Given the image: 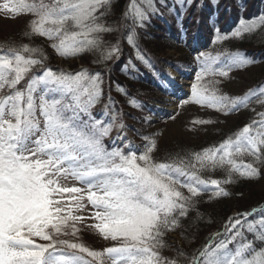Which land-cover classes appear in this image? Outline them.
<instances>
[{
  "label": "snow or ice",
  "instance_id": "6c2138e0",
  "mask_svg": "<svg viewBox=\"0 0 264 264\" xmlns=\"http://www.w3.org/2000/svg\"><path fill=\"white\" fill-rule=\"evenodd\" d=\"M177 2L184 4L185 0ZM192 2L187 0L188 4ZM159 4L167 7L165 0H159ZM110 7L111 0H5L0 3V11L34 17L29 21L30 30L25 31V37L56 41L51 47L66 57L100 52L102 60L94 63L119 54V41L110 48H105L103 41L105 33L118 30L102 22ZM124 15L132 21L131 25H124L131 28L128 43L137 48V58L151 67L136 45L135 28L144 27L150 15H163L157 0H140L139 4L131 0ZM260 26H264V17L242 24L233 36L252 33ZM34 55L40 58H33ZM45 59L42 48L27 44L8 48L0 54V88L7 83L14 90L11 95L0 97V264H105V255L111 264H179L178 259L160 255L164 234L179 227V219L187 215L194 198L210 186L216 189L213 197L228 196L230 193L221 185L233 182V173L246 178L260 175L252 163L237 164L233 157L248 154L264 164V113H260L259 121L237 132L235 140L228 138L218 148H206L185 157L176 154L168 158L170 163H157L151 156L155 140L149 141L139 155L131 148L125 153L121 147L109 150L104 145L113 123L97 120L91 111L101 97L100 73L90 76L87 69H81L75 74L63 71L57 74L44 68ZM210 59L203 53L197 56L201 67L197 83L191 86V97L197 103L204 102L199 82L209 72ZM226 61L229 67L253 62L231 53ZM37 66L39 74L34 73L23 89H17ZM219 75L226 77L228 72L221 71ZM38 90L39 105L35 96ZM50 94L53 98L48 99ZM56 95L60 98H55ZM249 98L246 94L225 105L222 102L233 98L220 96L214 99V104L232 111L246 105ZM129 102L140 107L134 100ZM259 103L264 104V100ZM108 107L111 105H105ZM37 109L44 117L43 126L36 117ZM111 119L114 122L115 116ZM253 125L258 127L253 129ZM217 169L224 170L227 178L205 180L199 174ZM69 177L84 183L86 189L61 186L60 179ZM179 188H186L189 195H184ZM85 192L96 209L94 218L98 223L93 227L104 239L120 241L118 246L94 251L82 243L60 238L79 231L77 223L84 218L73 212L85 208L82 203ZM65 194L71 197L70 202L63 199ZM246 223L244 231L252 234L251 240L239 230L240 219L233 218L227 229L231 232L229 240L198 249L190 264H264V216ZM228 243H234V248H228Z\"/></svg>",
  "mask_w": 264,
  "mask_h": 264
},
{
  "label": "trees",
  "instance_id": "16d2710c",
  "mask_svg": "<svg viewBox=\"0 0 264 264\" xmlns=\"http://www.w3.org/2000/svg\"><path fill=\"white\" fill-rule=\"evenodd\" d=\"M165 2L167 7H162L157 0V7L163 15H150L144 27L135 28L136 45L140 52L145 54L151 67L137 58V48L127 41L131 28H125L124 25H131L132 21L125 18L124 14L129 10L131 0H111V7L102 20L107 26L118 29L103 35L105 48L116 44V36H121L118 40L119 54L114 55L110 60L94 63V61L102 60L100 52H84L69 56L73 60L71 62L73 69L63 70L56 66L54 61L57 57L62 59H68V57L59 55L51 47V44L56 41L46 37L24 36L25 31L30 30L29 23H21L16 32H13L10 39L14 42L9 47L18 48L23 44L29 47L39 46L46 56L43 61L44 68H50L57 74L61 71L73 74L81 69H87L91 75L100 73L101 97L93 105L92 114L99 120V113L112 116L115 112H120L124 122H128L129 125L139 122L141 115L144 118V115L149 116L155 112L152 101L158 98V91L163 96L170 92L171 86L167 78L169 67L185 75V68L188 69L197 64V69H200L201 63L197 60L199 54L203 53L211 57L208 73H213L216 78L214 83L207 87V95L213 100L220 96L233 98L222 102L225 105L235 102L234 98L245 97L246 94L250 98L246 105L232 111H226L215 104L216 107L218 106L216 113L226 119L203 124L196 123V126L192 130L189 128L184 135L157 145L156 162L170 163L172 161L168 158L176 154L185 157V154L202 152L206 148H218L228 138L235 140L237 132L252 124L253 121L261 119L260 113H264V104L259 103L260 100H264V26L256 28L252 33L242 32L240 37L233 36V33L240 29L242 24L264 17V0H193L191 4H188L187 0L184 4L178 3L177 0H165ZM137 3L139 4L140 0H137ZM169 8L174 11L169 12ZM29 16L31 19L34 18ZM189 39L197 42L198 51L192 52L189 48L186 49ZM7 49L8 47L2 48L0 54H4ZM170 49L179 51L180 56L168 55ZM230 53L253 62L246 66L229 67L226 57ZM25 55L29 54L25 53ZM33 58L40 57L34 55ZM80 63L85 65L77 68ZM37 69L38 66L34 67L25 80L18 84L17 89H23L27 79L34 73L39 74ZM221 71H227L228 76L219 75ZM118 88L123 89V92ZM250 90L255 95H252ZM13 91L11 89L7 94L2 93L0 97L11 95ZM40 94L38 90L35 93L36 98H39ZM189 97L190 94L181 102L188 101L183 103L189 105L183 111L191 117L196 115L198 110L192 108L194 101ZM55 98L60 97L56 95ZM130 100L138 102L140 107L133 106ZM36 103L39 104L38 99ZM105 105H111V107L105 108ZM38 113H40L39 109L36 116ZM256 127L258 125H253V129ZM233 158L237 164L252 163L259 169L260 175L255 178H246L233 173V182L221 185L230 193L228 196L213 197L212 194L216 189L212 186L207 191H202L198 197L194 198V203L188 208L187 215L179 219V227L164 234L162 238L164 246L159 249L162 257L178 259L179 264H190L191 258L198 249L206 245L215 247L222 241L227 242L231 235V232L227 230L230 220L237 217L241 221L239 230L243 231L249 240L253 238L252 234L244 229L247 226L246 222L257 221L264 216V164L256 162L248 154L236 155ZM196 167L198 169L199 165ZM199 174L205 180L227 178L226 172L221 169ZM181 179L183 180V177ZM179 189L184 195H189L186 188ZM253 209L256 210L255 213ZM231 231L234 232L236 229ZM176 236L182 241L180 245L172 240ZM232 244L234 243H228V248H234Z\"/></svg>",
  "mask_w": 264,
  "mask_h": 264
},
{
  "label": "rangeland",
  "instance_id": "374dc122",
  "mask_svg": "<svg viewBox=\"0 0 264 264\" xmlns=\"http://www.w3.org/2000/svg\"><path fill=\"white\" fill-rule=\"evenodd\" d=\"M4 2L5 0H0V3H4ZM30 20L31 18L28 14L14 15L0 11V52L2 48L5 47L10 48L9 45L11 46L13 44L14 41L10 39V36L13 34V32H16L19 25L21 23L28 24ZM120 37L121 36H116V40L118 41ZM186 44H187L186 49L189 48V50L192 52H196L199 50V47L197 46V42L193 39H189ZM168 55H173L174 57H177L180 56V52L175 49H170L168 51ZM70 57H68V59H60L59 57H57L54 63L59 68L61 69L63 68V70L65 69L71 70L73 69L72 68L73 64L71 63L73 60ZM84 65L85 63H80L77 65V68H82V66ZM168 70L169 72L167 78L169 84L171 85V93H169V95L167 96L165 95L163 96L161 95L162 93H160L159 91L157 92L158 93L157 96L159 99L156 98L152 101V107L155 108V112H153L150 116L144 115L143 118L141 115V119H139L140 120L139 122H135L132 125H129L128 122L127 123L124 122V117L123 115H121L120 112L119 113L115 112V115L112 116L109 114L102 116L99 113V120L102 119L103 122L107 120L105 121V124L113 123V127L110 132V135L104 138L103 140L104 145L109 150H111L113 147H121L123 148L124 152L127 153L129 151V148H131V151H134L139 155L145 151V146L149 141L155 140L157 146L167 140L170 141L174 140L175 138L187 133V130H189V128L192 130L196 126V123H198L197 121H200L201 118L205 121H211V122L226 119L222 115L220 116L216 113V111H218L216 109L218 106L216 107L213 98L207 95V90H208L207 87L210 86L212 83H214L213 81L216 78L213 75V73L205 74L203 79L199 82L201 86L202 95L204 97V102L197 103L195 100H192L194 101L192 108H195L198 111L196 112L197 113L196 115H192L190 117L188 116V113L186 114V111H183L185 108L189 107V105L183 104L181 101L182 99L187 98L189 94L191 97V92H192L191 86L194 83H197L196 75L200 72V69L199 68L197 69V64L191 68L188 69L185 68V74H188L189 76L188 78H184L182 80H179L180 73L177 72L173 67H169ZM89 75L91 76V74ZM11 78L12 76L10 75L9 79ZM208 83L209 85H207ZM10 90L11 88L8 86L7 83H5L3 88H0V94L2 93L7 94ZM213 97L215 98V96ZM47 98L51 99L53 97L49 95V97ZM37 99L39 103V98L37 97ZM206 101L208 103H206ZM112 114H114V112H112ZM113 116H115L114 122L111 119ZM36 117L40 121L41 126H43L44 117L41 115V113H38ZM122 121L125 123L124 124L125 127L123 129L119 127L121 124H123ZM122 132L124 133L123 137L120 139H116V137L119 134L121 135ZM145 137H147L148 139L145 140ZM157 151L158 148L155 147L154 151L151 153L154 162H156L155 154L157 153ZM43 158L46 159L47 157H43ZM60 185L64 187H80L82 189H86L87 187L84 183L77 181L76 179L71 177H69L68 180H64L63 178H61ZM75 195H81V194H75ZM84 195H85V199L82 203L85 205V208L80 211L73 212L74 215H79L84 218L81 222L77 223V228L79 229V231L74 234L69 232L67 235H61L60 238L68 239L70 240V242L82 243L84 244V246L94 251H102L108 247L118 246L120 241H112L111 239H104L102 235L98 232V230H96L93 227L96 223H98V221H96L94 218V212L96 211V209L87 200L86 192L84 193ZM54 198L61 199V197H54ZM63 199L65 201H69V202L71 201V197H69L68 194H65ZM62 206L67 208V204H64ZM172 240L175 242V244L180 245L182 243L180 237L177 236ZM38 242L44 243V241H39V240ZM231 246H234V244H232ZM84 255L86 256V254ZM86 258L92 259L91 257H87V256ZM169 259H173V258H169ZM96 264H98V262H96ZM105 264H111V261L107 259L106 255H105Z\"/></svg>",
  "mask_w": 264,
  "mask_h": 264
}]
</instances>
